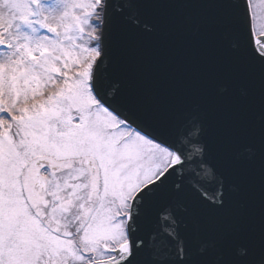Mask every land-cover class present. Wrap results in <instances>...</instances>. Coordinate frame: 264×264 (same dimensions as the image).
Segmentation results:
<instances>
[{
	"label": "snow or ice",
	"instance_id": "6c2138e0",
	"mask_svg": "<svg viewBox=\"0 0 264 264\" xmlns=\"http://www.w3.org/2000/svg\"><path fill=\"white\" fill-rule=\"evenodd\" d=\"M0 264H264V0H0Z\"/></svg>",
	"mask_w": 264,
	"mask_h": 264
}]
</instances>
